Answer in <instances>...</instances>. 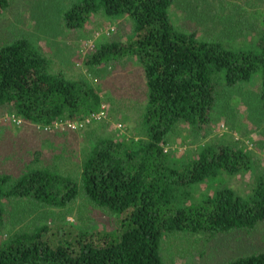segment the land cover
I'll list each match as a JSON object with an SVG mask.
<instances>
[{"label": "trees", "instance_id": "1", "mask_svg": "<svg viewBox=\"0 0 264 264\" xmlns=\"http://www.w3.org/2000/svg\"><path fill=\"white\" fill-rule=\"evenodd\" d=\"M10 2L0 0V16ZM176 2L78 0L65 11L64 22L74 31L84 30L99 14L131 22V36L125 42L103 43L90 64L125 59L140 64L147 87L144 135L128 143L97 141L84 158L79 182L57 169L32 166L17 178L0 174V229L6 223L5 203L14 198L64 209L82 194L121 220L119 230L98 234L95 242L84 241L78 249L68 240L53 243L44 238L47 227L15 234L0 245V264H164L161 245L166 234L213 237L264 225L262 172L255 175L247 196L224 188L193 201L192 187L223 174L253 170L252 153L244 145H206L188 162L165 148L180 126L211 131L223 85L233 88L259 79L264 111V29L256 42L207 41L177 26L171 9ZM102 104L86 79L52 73L49 60L28 41L0 47V105L11 106L34 127L60 119L84 120L100 112ZM226 264H264V250Z\"/></svg>", "mask_w": 264, "mask_h": 264}, {"label": "rangeland", "instance_id": "2", "mask_svg": "<svg viewBox=\"0 0 264 264\" xmlns=\"http://www.w3.org/2000/svg\"><path fill=\"white\" fill-rule=\"evenodd\" d=\"M76 1L11 0L0 16V47L24 39L49 60L52 73H61L74 81L86 79L102 98L100 112L104 111V117L79 132L42 133L18 117L11 106L0 105V174L17 178L32 166L57 169L79 182L84 158L97 141L113 138L128 143L144 135L147 87L140 64L130 59L109 65L90 64L91 55L103 43L125 42L131 36V22L99 14L84 30H70L64 22V13ZM171 9L177 26L197 32L207 41L256 42L264 29L261 25L264 0H177ZM212 119L215 124L210 132L178 127L165 148L188 162L206 145L226 142L244 145L252 153L253 170L236 176L223 174L192 187L191 192L193 201H201L224 188L247 196L255 175L264 174V111L259 79L233 88L221 86ZM5 209L0 245L15 234L47 227L49 231L44 238L53 243L68 240L78 249L84 241L95 242L98 234L119 230L121 224L114 214L97 207L82 194L64 209L43 208L15 198L5 203ZM262 250V224L253 231L237 230L213 237L175 232L166 234L161 245L164 264H226Z\"/></svg>", "mask_w": 264, "mask_h": 264}, {"label": "built area", "instance_id": "3", "mask_svg": "<svg viewBox=\"0 0 264 264\" xmlns=\"http://www.w3.org/2000/svg\"><path fill=\"white\" fill-rule=\"evenodd\" d=\"M102 117H104L103 110L99 113L92 114L91 116L87 117L84 120L71 121V120L60 119L54 122L52 125L37 126L36 128L44 133H50L53 132L54 130H68L72 132H79L92 125L95 121L100 120ZM13 122H16L17 124L21 123V121L17 122L16 120H13Z\"/></svg>", "mask_w": 264, "mask_h": 264}, {"label": "crops", "instance_id": "4", "mask_svg": "<svg viewBox=\"0 0 264 264\" xmlns=\"http://www.w3.org/2000/svg\"><path fill=\"white\" fill-rule=\"evenodd\" d=\"M42 133H44V132H42Z\"/></svg>", "mask_w": 264, "mask_h": 264}]
</instances>
